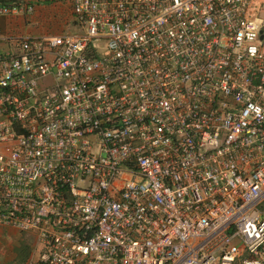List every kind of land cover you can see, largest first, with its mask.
Masks as SVG:
<instances>
[{
    "label": "built area",
    "instance_id": "1",
    "mask_svg": "<svg viewBox=\"0 0 264 264\" xmlns=\"http://www.w3.org/2000/svg\"><path fill=\"white\" fill-rule=\"evenodd\" d=\"M69 1L80 34L0 29V235L25 264H264V0Z\"/></svg>",
    "mask_w": 264,
    "mask_h": 264
},
{
    "label": "rangeland",
    "instance_id": "2",
    "mask_svg": "<svg viewBox=\"0 0 264 264\" xmlns=\"http://www.w3.org/2000/svg\"><path fill=\"white\" fill-rule=\"evenodd\" d=\"M3 4L9 5L6 1L0 0ZM8 1V0H7ZM43 2L42 0H39ZM45 1V0H44ZM66 1V2H65ZM64 4L67 12L63 13H49L44 15L47 18V25L44 21L36 19L34 21H25L26 28L31 29L33 33L42 32L49 34H80L83 31L80 27L72 24L70 1L65 0ZM52 4V0H47L46 3ZM12 4H15L12 3ZM46 20V21H47ZM32 248V237L20 233L8 232L0 235V264H25Z\"/></svg>",
    "mask_w": 264,
    "mask_h": 264
},
{
    "label": "crops",
    "instance_id": "3",
    "mask_svg": "<svg viewBox=\"0 0 264 264\" xmlns=\"http://www.w3.org/2000/svg\"><path fill=\"white\" fill-rule=\"evenodd\" d=\"M6 1L7 4L13 5L12 3L15 2V4L18 5H24V4H30L35 7V12L32 16L27 19L26 17H16V16H8L4 19L0 20V29L2 33L4 34H12L14 36H22V35H39L42 34V32L33 33L31 29L26 28L25 21L27 20H43L44 24L47 25L48 20L45 18L44 15H50L51 13L57 12V13H63L64 15L67 13L65 11L66 7L64 4L65 0H52V4L47 2V0H42L43 2H40L39 0H2ZM69 1V0H67ZM66 2V1H65ZM14 4V5H15ZM50 13V14H49ZM47 20V21H46Z\"/></svg>",
    "mask_w": 264,
    "mask_h": 264
}]
</instances>
